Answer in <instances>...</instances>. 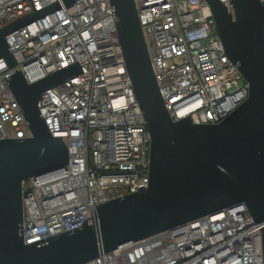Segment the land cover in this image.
<instances>
[{"label":"built area","instance_id":"2783aa9c","mask_svg":"<svg viewBox=\"0 0 264 264\" xmlns=\"http://www.w3.org/2000/svg\"><path fill=\"white\" fill-rule=\"evenodd\" d=\"M160 95L173 119L218 124L249 96L207 0H134ZM230 7L229 0H220ZM264 2V0H261ZM54 3L9 33L17 66L0 57V139L31 130L7 77L33 83L76 61L83 72L38 103L68 148L65 167L23 182L24 243L81 227L92 206L149 183L151 135L135 97L110 0H0V29ZM84 264H263L262 230L246 204L165 230Z\"/></svg>","mask_w":264,"mask_h":264},{"label":"water","instance_id":"95a60500","mask_svg":"<svg viewBox=\"0 0 264 264\" xmlns=\"http://www.w3.org/2000/svg\"><path fill=\"white\" fill-rule=\"evenodd\" d=\"M74 0H65L67 4ZM122 56L151 135L149 183L92 206L81 227L29 243L22 234L23 182L68 165L62 136L38 107L43 93L83 72L78 61L28 83L7 77L29 124L28 138L0 139V264H84L102 253L244 203L262 230L264 264V2L207 0L228 57L249 96L218 124L176 120L160 95L134 0H110ZM60 8L54 3L0 29V57L17 66L6 36Z\"/></svg>","mask_w":264,"mask_h":264}]
</instances>
